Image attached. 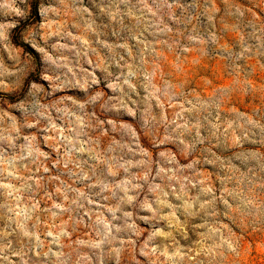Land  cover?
Returning a JSON list of instances; mask_svg holds the SVG:
<instances>
[{
  "label": "clouds",
  "instance_id": "9594fccd",
  "mask_svg": "<svg viewBox=\"0 0 264 264\" xmlns=\"http://www.w3.org/2000/svg\"><path fill=\"white\" fill-rule=\"evenodd\" d=\"M257 70L264 0H0V264L264 247Z\"/></svg>",
  "mask_w": 264,
  "mask_h": 264
},
{
  "label": "rangeland",
  "instance_id": "374dc122",
  "mask_svg": "<svg viewBox=\"0 0 264 264\" xmlns=\"http://www.w3.org/2000/svg\"><path fill=\"white\" fill-rule=\"evenodd\" d=\"M209 70L218 73V69L215 67ZM218 78L222 79V77H219V73ZM262 83H264V70H257L254 84L259 86ZM253 244L254 246L248 249L247 254L241 257L240 264H264V247L258 241H254Z\"/></svg>",
  "mask_w": 264,
  "mask_h": 264
}]
</instances>
